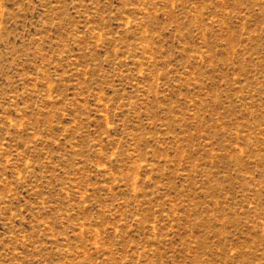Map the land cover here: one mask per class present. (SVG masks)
<instances>
[{
    "label": "rangeland",
    "instance_id": "1",
    "mask_svg": "<svg viewBox=\"0 0 264 264\" xmlns=\"http://www.w3.org/2000/svg\"><path fill=\"white\" fill-rule=\"evenodd\" d=\"M0 264H264V0H0Z\"/></svg>",
    "mask_w": 264,
    "mask_h": 264
}]
</instances>
